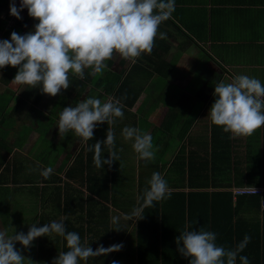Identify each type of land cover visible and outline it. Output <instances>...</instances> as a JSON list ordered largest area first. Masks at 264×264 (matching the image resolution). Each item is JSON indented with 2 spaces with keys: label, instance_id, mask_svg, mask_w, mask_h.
<instances>
[{
  "label": "crops",
  "instance_id": "0c3cea01",
  "mask_svg": "<svg viewBox=\"0 0 264 264\" xmlns=\"http://www.w3.org/2000/svg\"><path fill=\"white\" fill-rule=\"evenodd\" d=\"M10 2L0 5V41L6 40L4 28L13 24V16L2 23ZM22 12L27 20L21 31L34 33L39 21L30 17L28 11ZM190 28L199 31L201 38L189 33ZM159 33H165L166 39H160ZM105 63L107 67L101 74L90 75L92 70L85 69L83 80L70 72L69 88L61 89L56 96L42 93L40 86L12 83L16 67L0 69V128L5 131L0 134V230H7L9 235L26 234L33 223L40 227L62 220L66 231L78 233L81 243L93 250L101 244H123L119 252L90 257L80 264H112L113 260L135 264L131 230L137 216L94 195V201H85L86 184L79 179V162L73 163L84 141L72 131L59 133V113L89 97L106 102L113 98L112 92L105 91L108 81L126 76V98L133 93L136 98L129 107L122 103L123 118H114L118 168L132 180L128 184L134 182L135 191L138 180L149 187L154 172L164 177L169 190H188L184 179L187 142H209L212 126L219 127L208 117L218 98L213 95L214 86L221 81L231 82L240 74L264 84V0H175V11L160 24L150 54L144 53L134 60L114 54ZM163 73H167L165 77ZM40 124L44 128L39 130ZM126 126L151 134L154 161L139 158L132 148L134 141L122 136ZM228 136L237 167L250 178L254 176L250 184L223 188L257 187L264 191L258 183L264 163V127L250 136ZM49 166L54 172L45 179L41 171ZM70 166L73 168L66 176L65 170ZM91 169L101 171L97 167ZM132 198L137 205L136 194ZM104 206L106 214L101 209ZM88 209L90 213L86 215ZM113 216L120 217L117 228L111 222ZM96 221L97 231L90 224ZM16 248L33 264H52L60 252L68 251L64 238L55 233L36 238L30 248L17 242Z\"/></svg>",
  "mask_w": 264,
  "mask_h": 264
},
{
  "label": "clouds",
  "instance_id": "9594fccd",
  "mask_svg": "<svg viewBox=\"0 0 264 264\" xmlns=\"http://www.w3.org/2000/svg\"><path fill=\"white\" fill-rule=\"evenodd\" d=\"M9 8L10 15L17 19H22L20 13L26 8L28 15L39 23L34 33L20 35L13 31L10 40L0 41V69L16 67L18 71L12 83L31 88L40 86L42 93L56 96L61 89L69 88L70 72L83 80L85 69L92 70L90 75L101 74L107 67L105 61L113 59L114 54L125 60L150 54L160 24L175 11V0H20L19 8L12 0ZM159 38L166 39V34L159 33ZM213 95L218 98L211 105L208 117L225 133L233 137L250 136L264 127V84L259 79L235 75L231 82L217 83ZM123 107L120 99L109 98L104 102L96 97L86 98L59 113V133L72 131L83 141L90 140L98 124H113L114 118H123ZM122 136L134 141L132 148L140 159L154 161L151 134L126 126ZM102 145L108 146V159L103 158ZM114 149L115 133L108 128L106 140L97 141L88 151H94V164L102 169L103 165L111 167L119 159ZM53 172L49 166L41 175L47 179ZM148 185L141 207L132 213L140 219L145 207L170 196L167 181L160 173L154 172ZM119 221V216L111 218L114 225ZM53 233L64 238L68 251L60 252L52 264H80L90 257L106 256L123 248L122 243L109 247L101 244L93 250L81 243L78 233L66 231L62 220H53L40 227L31 224L26 234L9 235L7 230H0V264H25L27 258L16 248L17 242L30 248L36 238ZM250 239L245 235L235 248H225L216 243L215 232L189 230L186 225L175 242L177 251L190 258L189 264H236L238 256L240 264H249L247 256L240 253ZM27 261L33 264L30 259ZM112 264L119 261L113 260Z\"/></svg>",
  "mask_w": 264,
  "mask_h": 264
},
{
  "label": "trees",
  "instance_id": "16d2710c",
  "mask_svg": "<svg viewBox=\"0 0 264 264\" xmlns=\"http://www.w3.org/2000/svg\"><path fill=\"white\" fill-rule=\"evenodd\" d=\"M8 2L9 0H0V5H6ZM23 14L24 12L20 13L22 19L12 17L13 24L9 28H4V39L10 40L13 31L24 35L21 26L27 19ZM10 16L9 9L2 23L5 24L6 18ZM187 31L196 39L201 38L199 31L191 28ZM166 74L163 73V76L165 77ZM127 80L126 76L121 80L119 76H115L114 79L108 81L105 91L112 92L113 98L120 99L121 103L129 107L134 102L136 94H130L126 98ZM189 123L190 119L186 124V129ZM108 128H111L113 132L115 130L113 124L106 122L98 124L94 129L93 138L84 141L73 163L79 162L77 166L79 179L86 184L85 189L88 194L85 196V201H94V195L105 201L110 200L112 206L132 215L134 209L141 207L142 197L148 188L145 185L146 182L138 180L135 191L134 182L128 184L132 180L122 173L116 161L109 167V177L106 164L102 167L104 174L100 168L99 172L91 169V167H96L93 160L94 151H88V148L97 141L106 140ZM187 146L186 174L185 178H182L185 179L188 190H169L170 196L154 201L153 206L143 209L142 219L140 216L136 217L131 230L134 240L135 264H189L190 258L182 256L177 251L175 242L186 225L189 226V230L203 229L215 232L217 234L216 243L225 248H235L244 236L248 235L251 239L240 255L247 256L249 264H264V191L232 195L229 189L223 188L231 184H250L254 176L250 178L251 175L241 172L237 167V161L231 156V141L228 133H225L221 127L216 129L212 126L209 142L198 144L187 142ZM108 152V146L102 145L104 159L109 158ZM180 159L183 164V157ZM231 167L233 172H231ZM72 168L73 166H70L65 170L66 176L70 175ZM258 183L264 186V163ZM119 184L123 187H119ZM217 187L220 188L217 189ZM134 194L137 196V205L132 198ZM261 200H263L262 208ZM86 206L87 202H85ZM79 208L82 209L83 205L79 204ZM101 209H104L106 214L107 207L104 206ZM89 213L90 210H86V215ZM98 223L99 221L90 224L98 230ZM88 229L91 230L90 225ZM236 264H240L239 256Z\"/></svg>",
  "mask_w": 264,
  "mask_h": 264
},
{
  "label": "built area",
  "instance_id": "2783aa9c",
  "mask_svg": "<svg viewBox=\"0 0 264 264\" xmlns=\"http://www.w3.org/2000/svg\"><path fill=\"white\" fill-rule=\"evenodd\" d=\"M15 4L17 7L20 6V0H15ZM25 11H27V9L25 8L24 9ZM250 188H255L256 191H250L249 189ZM232 195H235V194H239V193H261V190L257 187H231L230 189ZM260 206L261 208L263 207V200L260 201Z\"/></svg>",
  "mask_w": 264,
  "mask_h": 264
},
{
  "label": "rangeland",
  "instance_id": "374dc122",
  "mask_svg": "<svg viewBox=\"0 0 264 264\" xmlns=\"http://www.w3.org/2000/svg\"><path fill=\"white\" fill-rule=\"evenodd\" d=\"M56 107H57V105H56ZM53 111L55 112V110H53ZM54 112H53V113H54ZM20 128H21V127H20ZM42 128H44V126H43L42 124H40L39 127H38V129L40 130V129H42ZM4 132H5V131H3V130L0 128V134L3 135Z\"/></svg>",
  "mask_w": 264,
  "mask_h": 264
}]
</instances>
